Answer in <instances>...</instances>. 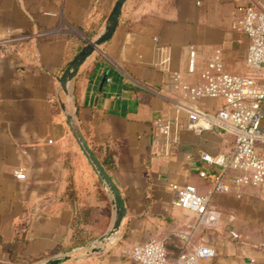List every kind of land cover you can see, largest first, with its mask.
Wrapping results in <instances>:
<instances>
[{"label":"crops","instance_id":"0c3cea01","mask_svg":"<svg viewBox=\"0 0 264 264\" xmlns=\"http://www.w3.org/2000/svg\"><path fill=\"white\" fill-rule=\"evenodd\" d=\"M114 1L0 0V264H35L94 241L114 218L61 101L75 112L126 213L113 241L60 264H139L131 248L153 238L171 257L207 244L215 255L204 264H264L260 188L214 194L213 225L176 206L172 188L191 184L207 194L200 153L233 145L228 129L209 123L223 99L192 102L180 85L199 83L217 52L227 72H246L248 38L234 24L250 0H126L111 38L80 67L66 100L58 78L100 31ZM159 123H170L169 136Z\"/></svg>","mask_w":264,"mask_h":264},{"label":"built area","instance_id":"2783aa9c","mask_svg":"<svg viewBox=\"0 0 264 264\" xmlns=\"http://www.w3.org/2000/svg\"><path fill=\"white\" fill-rule=\"evenodd\" d=\"M234 27L248 38L246 72L231 73L224 69L220 53H215L202 72V80L180 88L196 102L200 98H222V106L209 114L210 126H222L234 137L229 150L219 153L201 152L199 158L207 168L199 175L211 182L207 194L198 192L194 185L173 184L175 205L192 212L205 224L213 225L218 213L211 208L212 196L227 193L234 187L252 185L264 194V0H250L242 10ZM195 52H190V69L194 66ZM179 74H175L178 80ZM108 81L111 79L108 77ZM160 131L169 136L170 123H159ZM192 125L189 124V127ZM17 178H24L23 169L16 171ZM130 257L139 264H204L215 255L207 244H198L171 257L165 242L153 238L134 245Z\"/></svg>","mask_w":264,"mask_h":264},{"label":"water","instance_id":"95a60500","mask_svg":"<svg viewBox=\"0 0 264 264\" xmlns=\"http://www.w3.org/2000/svg\"><path fill=\"white\" fill-rule=\"evenodd\" d=\"M126 0H115L100 31L92 38L88 39L72 60L67 64L62 74L58 78V84L66 100L71 98V84L76 77L80 67L84 62L104 43H106L114 33L116 27L119 24L122 9ZM61 108L64 112L66 124L72 133L74 140L76 141L81 153L88 162L90 168L96 175L100 185L107 192L114 205L115 213L112 223L109 229L94 241L86 242L82 245L70 247L57 255L48 257L42 261L36 262L35 264H60L70 257L72 252L77 250L93 247L94 251L98 248L94 247V244L103 243L105 241H113L116 234L118 233L122 219L125 216L126 208L124 200L119 192L118 187L112 181L84 137L82 136L79 128L76 124L75 112L71 114L67 111L66 104L61 101Z\"/></svg>","mask_w":264,"mask_h":264},{"label":"trees","instance_id":"16d2710c","mask_svg":"<svg viewBox=\"0 0 264 264\" xmlns=\"http://www.w3.org/2000/svg\"><path fill=\"white\" fill-rule=\"evenodd\" d=\"M106 77L108 78V75L106 74Z\"/></svg>","mask_w":264,"mask_h":264}]
</instances>
